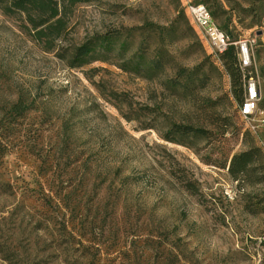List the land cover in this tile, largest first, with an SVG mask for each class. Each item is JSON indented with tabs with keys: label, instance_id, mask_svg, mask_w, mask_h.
Masks as SVG:
<instances>
[{
	"label": "rangeland",
	"instance_id": "rangeland-1",
	"mask_svg": "<svg viewBox=\"0 0 264 264\" xmlns=\"http://www.w3.org/2000/svg\"><path fill=\"white\" fill-rule=\"evenodd\" d=\"M188 1L237 60L212 54ZM67 23L48 49L0 9V264H264V0H86ZM240 42L262 90L253 129Z\"/></svg>",
	"mask_w": 264,
	"mask_h": 264
},
{
	"label": "trees",
	"instance_id": "trees-1",
	"mask_svg": "<svg viewBox=\"0 0 264 264\" xmlns=\"http://www.w3.org/2000/svg\"><path fill=\"white\" fill-rule=\"evenodd\" d=\"M78 1L86 0H0V9L8 14L19 13L24 15L26 22L33 31L34 38L40 42L44 41L45 46L51 49L56 40L64 37L67 31V13L69 7ZM95 41H99L102 45L110 47L112 37L103 35L86 40L76 46L72 52L70 65L80 67L88 63L93 55V51L96 50L97 44ZM225 58L237 60L233 46L228 48L222 55L221 60ZM155 63V67H159L160 62L156 61ZM189 127L191 130L197 132L202 131L201 128ZM252 159L253 152L251 150L234 154L229 163V171L234 176L246 172L252 163Z\"/></svg>",
	"mask_w": 264,
	"mask_h": 264
},
{
	"label": "built area",
	"instance_id": "built-area-1",
	"mask_svg": "<svg viewBox=\"0 0 264 264\" xmlns=\"http://www.w3.org/2000/svg\"><path fill=\"white\" fill-rule=\"evenodd\" d=\"M187 10L193 22L209 43L212 54L218 60H221L222 55L233 44L229 34L219 26L205 4L188 1ZM239 46L238 59L244 88V94L239 104V113L247 126L253 129L251 121L259 111L262 90L257 73L253 68L250 45L247 42H240Z\"/></svg>",
	"mask_w": 264,
	"mask_h": 264
}]
</instances>
